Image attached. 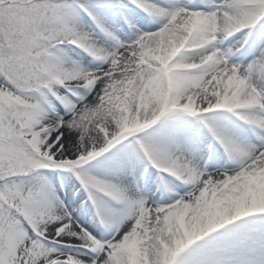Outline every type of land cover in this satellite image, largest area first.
I'll return each instance as SVG.
<instances>
[{"label":"snow or ice","instance_id":"6c2138e0","mask_svg":"<svg viewBox=\"0 0 264 264\" xmlns=\"http://www.w3.org/2000/svg\"><path fill=\"white\" fill-rule=\"evenodd\" d=\"M0 264H264V0H0Z\"/></svg>","mask_w":264,"mask_h":264}]
</instances>
